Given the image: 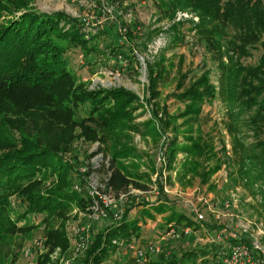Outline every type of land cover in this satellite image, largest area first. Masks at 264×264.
Masks as SVG:
<instances>
[{
  "label": "trees",
  "instance_id": "1",
  "mask_svg": "<svg viewBox=\"0 0 264 264\" xmlns=\"http://www.w3.org/2000/svg\"><path fill=\"white\" fill-rule=\"evenodd\" d=\"M159 1V9L166 16L180 7L199 14L196 27L205 37V57L219 61V92L229 105L227 130L232 135L233 151L239 154L235 162L239 163L240 181L245 187L259 185L257 193L264 200V0ZM8 5L0 0V253L8 251L17 234L31 229L29 225H18L19 221L29 214H41L48 251L37 256L35 262L52 264L48 256L51 251L69 246L62 224L65 213L74 203L87 214L91 201L83 190L71 188L69 176L76 170L60 160V152L77 137L97 140L99 148L94 153L103 152L106 156L109 152L106 163L96 168L103 174L105 190L116 196L128 195L130 188L146 190L147 186L136 174L118 166V159L137 158L124 140L129 139L131 132L152 137H157V132L153 120L142 122L143 129L133 123V113L141 105L132 92L122 87L90 90L75 82L74 73L67 68L68 47L79 48L85 55L96 52L79 20L58 11L37 12L25 5ZM56 39L67 45L61 47ZM112 46L105 45L112 56L122 55L128 62L133 58L128 44ZM258 48L261 53L256 61H242ZM223 56L227 61H222ZM209 72L205 69L196 82L174 96L189 106L212 99L215 90ZM197 110L188 112L195 114ZM244 114L247 117L242 118L243 123L253 134L249 144L241 143L232 134L237 132L239 118ZM244 162L251 165L244 167ZM47 169L56 174L57 181L55 187L43 190L37 174ZM91 171L89 167L85 177ZM12 195L16 196L15 202L10 201ZM134 204L143 207V216L137 213L130 217ZM165 208L167 201L162 194L131 203L119 219L93 234L79 264H101L115 251L113 241H132L140 234L141 217L151 218L150 210L161 213ZM165 222L167 228L173 225L181 232L183 227H195L191 217L175 209L170 210ZM253 253L258 255L259 251ZM206 255V251L190 248L172 257L158 253L144 264H210ZM4 260L0 264H6ZM117 264L137 263L130 260Z\"/></svg>",
  "mask_w": 264,
  "mask_h": 264
},
{
  "label": "rangeland",
  "instance_id": "2",
  "mask_svg": "<svg viewBox=\"0 0 264 264\" xmlns=\"http://www.w3.org/2000/svg\"><path fill=\"white\" fill-rule=\"evenodd\" d=\"M1 2L8 3L11 8L25 5L37 12L58 11L69 19L79 20L85 37L90 39L96 52L85 55L79 48L68 47L65 53L67 68L74 73L75 82L90 90L122 87L132 92L141 105L133 113V123L143 129L142 122L154 121L157 137L129 133V139L124 143L133 149L137 158L129 156L117 162L123 171L136 174L147 189L139 192L130 188L128 195L113 194L110 212L125 210L133 202L160 194L166 197L167 208L155 213L151 221L141 217L143 225H154L151 233H142V238L132 237L130 242L134 244L113 241L115 251L101 264L133 260L135 249L130 247L132 244L135 248L149 245L158 248V252L145 251L146 261L158 253L172 257V254L198 248L207 252L204 258L209 263L216 261L220 251L228 245L254 242L261 249L258 255H254L264 260V200L261 193H257L259 185L245 187L240 181L237 172L239 163L235 162L239 154L233 151L232 135L227 130L229 105L219 92V61L205 57V37L198 33L199 14L196 11L180 7L173 15L166 16L159 9L158 4L162 2L159 0H122L117 3L107 0ZM55 42L61 47L67 45L62 39ZM106 44L117 47L128 44L130 57L133 58L128 62L122 55L112 56L105 48ZM260 53L261 48L254 49L252 56L242 61L253 63ZM205 59L206 66H203ZM222 61H227L226 56L222 57ZM207 68L215 90L212 99L189 106L187 101L174 96L196 82ZM194 108H198L197 113L188 112V109ZM246 117V114L240 116L237 132L232 133L243 144L253 141L252 132L242 120ZM98 148L97 140L87 141L77 137L66 150L60 152V160L72 165L77 172L69 176L71 188L75 189L78 185L86 193L85 183L103 185V174L96 168L106 163L109 152L106 156L103 152L94 153ZM249 165L250 162H244V167ZM89 167L93 171L85 177ZM49 171L37 174L43 190L55 187L57 181L56 174ZM15 199L16 196L12 195L10 201L15 202ZM139 206H132L130 217L139 212L143 216ZM171 209L191 217L195 227H183V232L176 227L174 236L162 238L167 230L165 219ZM112 221V216L102 219L92 213L84 214L73 203L62 219L69 246L66 250L56 247L51 251L48 256L52 264H79L92 242L93 234L102 231ZM22 224L31 226V229L17 234L8 251L0 253V260L5 259L6 264H36L37 256L48 251L44 244L43 215L29 214L18 222V225ZM81 225L88 227L91 239L87 248L75 257L73 230ZM18 243L20 246H17ZM213 254L216 256L212 257Z\"/></svg>",
  "mask_w": 264,
  "mask_h": 264
},
{
  "label": "built area",
  "instance_id": "3",
  "mask_svg": "<svg viewBox=\"0 0 264 264\" xmlns=\"http://www.w3.org/2000/svg\"><path fill=\"white\" fill-rule=\"evenodd\" d=\"M84 186L87 195L91 198L90 205L88 207L90 212L87 214L92 213L96 217L102 219L112 216L114 220H117L122 216L124 209L115 210L113 213L110 212L111 205L114 202L113 193L111 191L105 190L103 185L99 183L96 184L95 182H89L88 184L85 183ZM75 189L78 191L81 190L78 185H75ZM133 190L142 192L139 189ZM120 196H123V194H121ZM201 217L202 216L199 214V218ZM184 232L187 233L186 230ZM175 234L176 226L169 225V227L165 231V234H163L161 237L164 238L166 236H174ZM73 235L75 237L74 256L76 257V255L87 248L91 239V235L89 233L88 227L84 225L75 227V229L73 230ZM131 243L134 244V242H130V244ZM133 244L130 245V247L135 249L133 260L137 264H144L146 262V250L150 252H158V248L151 245L145 246L144 248H135ZM255 250L259 252L261 250L257 243L251 242L250 244H242L236 242L234 244L228 245L225 250L222 249V251H220L218 259L214 262H212L213 260H211L210 264H263L264 260H261L259 256L254 255L253 251Z\"/></svg>",
  "mask_w": 264,
  "mask_h": 264
},
{
  "label": "crops",
  "instance_id": "4",
  "mask_svg": "<svg viewBox=\"0 0 264 264\" xmlns=\"http://www.w3.org/2000/svg\"><path fill=\"white\" fill-rule=\"evenodd\" d=\"M147 198H149V197H147ZM140 207V206H139ZM141 209L143 208V207H140ZM140 209V210H141ZM151 212V214H152V216H151V218H148V217H144L147 221H151V219L154 217L153 215L156 213V212H154V211H152V210H150ZM140 213V212H139ZM135 216V215H134ZM142 219H140V221L138 222V225H139V229H140V238H142L143 236H142V233L143 234H146L147 235V233H151V230L150 229H152V228H154V225H151V224H149V223H146V224H144L143 225V220L141 221ZM143 228V229H142Z\"/></svg>",
  "mask_w": 264,
  "mask_h": 264
}]
</instances>
